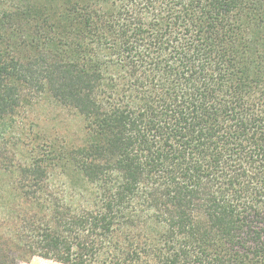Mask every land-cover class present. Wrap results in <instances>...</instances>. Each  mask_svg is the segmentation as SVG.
Wrapping results in <instances>:
<instances>
[{
	"label": "trees",
	"instance_id": "trees-1",
	"mask_svg": "<svg viewBox=\"0 0 264 264\" xmlns=\"http://www.w3.org/2000/svg\"><path fill=\"white\" fill-rule=\"evenodd\" d=\"M36 105L72 133L18 126ZM20 251L264 264V0H0V264Z\"/></svg>",
	"mask_w": 264,
	"mask_h": 264
},
{
	"label": "rangeland",
	"instance_id": "rangeland-1",
	"mask_svg": "<svg viewBox=\"0 0 264 264\" xmlns=\"http://www.w3.org/2000/svg\"><path fill=\"white\" fill-rule=\"evenodd\" d=\"M42 106L43 105H36L33 109L22 112V114L17 117V125L20 127H25L27 130H31L30 127L31 123H33L32 125L34 127V123L40 121V126L38 128H45L48 130L52 129L56 131L60 130L62 132L67 131L69 133H72L71 127H74L75 123L68 121L69 119L67 120L65 119L64 116H66V113L63 114L61 109H52V107H47V106L42 107ZM16 264H63V263L54 260H47L42 257L32 255L28 252L20 251L16 256Z\"/></svg>",
	"mask_w": 264,
	"mask_h": 264
}]
</instances>
